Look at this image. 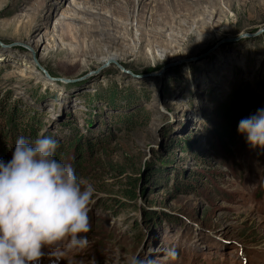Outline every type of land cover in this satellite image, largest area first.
I'll list each match as a JSON object with an SVG mask.
<instances>
[{
  "label": "rangeland",
  "instance_id": "obj_1",
  "mask_svg": "<svg viewBox=\"0 0 264 264\" xmlns=\"http://www.w3.org/2000/svg\"><path fill=\"white\" fill-rule=\"evenodd\" d=\"M233 103L264 108V0H0V159L52 136L95 189L58 264H264V149L217 136Z\"/></svg>",
  "mask_w": 264,
  "mask_h": 264
},
{
  "label": "clouds",
  "instance_id": "obj_2",
  "mask_svg": "<svg viewBox=\"0 0 264 264\" xmlns=\"http://www.w3.org/2000/svg\"><path fill=\"white\" fill-rule=\"evenodd\" d=\"M237 131L248 145L264 149V108L238 122ZM58 141L52 136L29 141L17 137L11 159H0V264H42V258L63 259L54 247L69 239V247L87 245L88 207L95 194L92 184L72 165L56 158ZM47 249L48 251H45ZM177 259V251L164 249ZM129 264H157L135 254Z\"/></svg>",
  "mask_w": 264,
  "mask_h": 264
},
{
  "label": "trees",
  "instance_id": "obj_3",
  "mask_svg": "<svg viewBox=\"0 0 264 264\" xmlns=\"http://www.w3.org/2000/svg\"><path fill=\"white\" fill-rule=\"evenodd\" d=\"M236 104H231V105H226V106H223L222 109H221V119H222V122H221V128H222V132H218V137L220 138H227L231 141H234V137H235V133L237 132V126H238V122L243 119V118H246V112L244 110H242V108H238L235 106ZM245 109V108H244ZM34 120V119H33ZM34 123L37 124L39 123L38 120H34ZM32 132H31V135H35V131H34V128L32 127ZM71 146H73V144H71ZM78 146H80V144H78ZM91 146V145H89ZM84 148V146H80L79 149L77 150V153H79L81 155L80 159L76 160V162L74 161L73 162V166H77L80 164V161L81 159L83 158L82 156V148ZM223 147L224 149L226 150L225 152L227 153V156L229 155H232V151L227 147V145L223 144ZM91 149H89L88 151H92V148L93 147H90ZM65 153V150L63 152H57L56 151V158L59 160V156L61 154ZM6 154V151L3 153V155ZM135 186V184H134ZM133 193L130 192L129 196L131 197H134L135 195L131 194Z\"/></svg>",
  "mask_w": 264,
  "mask_h": 264
},
{
  "label": "bare ground",
  "instance_id": "obj_4",
  "mask_svg": "<svg viewBox=\"0 0 264 264\" xmlns=\"http://www.w3.org/2000/svg\"><path fill=\"white\" fill-rule=\"evenodd\" d=\"M116 59V55L115 54H108L103 61H111V60H115Z\"/></svg>",
  "mask_w": 264,
  "mask_h": 264
},
{
  "label": "water",
  "instance_id": "obj_5",
  "mask_svg": "<svg viewBox=\"0 0 264 264\" xmlns=\"http://www.w3.org/2000/svg\"><path fill=\"white\" fill-rule=\"evenodd\" d=\"M38 66H39V68L43 71V72H45L46 74H48L47 73V71L40 65V64H38Z\"/></svg>",
  "mask_w": 264,
  "mask_h": 264
}]
</instances>
